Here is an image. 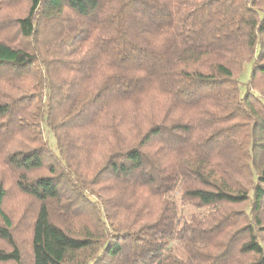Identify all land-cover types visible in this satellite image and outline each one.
<instances>
[{
    "label": "trees",
    "instance_id": "1",
    "mask_svg": "<svg viewBox=\"0 0 264 264\" xmlns=\"http://www.w3.org/2000/svg\"><path fill=\"white\" fill-rule=\"evenodd\" d=\"M261 78L264 0H0V156L41 204L33 264H264ZM100 122L112 138L90 177L70 139ZM108 178L159 213L116 217ZM177 194L202 211L181 221ZM7 196L0 264H23Z\"/></svg>",
    "mask_w": 264,
    "mask_h": 264
},
{
    "label": "rangeland",
    "instance_id": "2",
    "mask_svg": "<svg viewBox=\"0 0 264 264\" xmlns=\"http://www.w3.org/2000/svg\"><path fill=\"white\" fill-rule=\"evenodd\" d=\"M20 5L19 10L21 12H26L27 7ZM6 37V35H4ZM9 36V34H8ZM251 65L246 66L244 75L241 77L243 82H247L250 74ZM258 87L264 92V78L258 81ZM125 113H132L131 105H123ZM129 121L124 123V128L129 130ZM92 130L86 129L79 133L72 132V137L70 142L73 143L74 147L70 153V158L72 164L78 167L84 175L92 176L100 166L104 159V153L106 152V138H112V134L102 125L101 122L95 124ZM46 136L50 138L51 144L53 142L52 137L47 132ZM25 141L21 138L13 144V148H18ZM46 173V171H44ZM18 175L5 163L2 156H0V184L8 191V196L4 205V210L10 216L13 223V233L16 237V241L22 250L23 264H33L32 258V247H31V236H32V223L34 222L41 204L34 200L33 198L24 195L16 185ZM123 184L114 179L108 178L100 185V192L106 198L107 204L113 209L114 214L123 217L126 214L125 209L130 203H134L132 207L142 209L139 211L145 217H150L157 215L160 211L161 204L159 198L152 193L137 190L136 195L130 189L122 188ZM173 201L177 205V216L182 221L184 219H189V217L195 213L202 211L198 207L189 204H183L180 201L179 194L172 197ZM68 224L73 226L74 230H81L84 226H90L92 224L91 217L84 216L83 218H78L75 216L69 217ZM66 223V222H65ZM176 249L183 256V250L179 244L174 243ZM0 249L10 251L11 248L0 242ZM14 264V263H8Z\"/></svg>",
    "mask_w": 264,
    "mask_h": 264
}]
</instances>
